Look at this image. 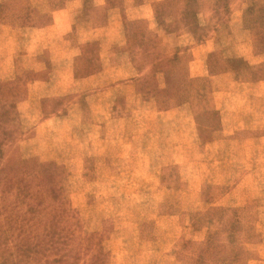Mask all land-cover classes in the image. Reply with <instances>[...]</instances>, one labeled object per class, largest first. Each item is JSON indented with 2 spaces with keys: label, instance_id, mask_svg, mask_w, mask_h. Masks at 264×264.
Segmentation results:
<instances>
[{
  "label": "rangeland",
  "instance_id": "obj_1",
  "mask_svg": "<svg viewBox=\"0 0 264 264\" xmlns=\"http://www.w3.org/2000/svg\"><path fill=\"white\" fill-rule=\"evenodd\" d=\"M67 1L0 0V264H264V0Z\"/></svg>",
  "mask_w": 264,
  "mask_h": 264
},
{
  "label": "crops",
  "instance_id": "obj_2",
  "mask_svg": "<svg viewBox=\"0 0 264 264\" xmlns=\"http://www.w3.org/2000/svg\"><path fill=\"white\" fill-rule=\"evenodd\" d=\"M74 3L77 2V6H79L80 2L79 0H73ZM71 1L68 0L67 1V5H65L62 8H59L55 11H53V13H57V16H54L51 20V22L44 24L45 26H31V29L35 30V31H51V29L55 30V29H60L61 32L66 33V32H71V31H75L76 34L78 35V42L77 44H74L73 46H63V48H61L64 52V56H66L67 51H72V54H81L84 53L86 51L85 47L91 46L93 44H95V42H98L101 45V41L103 40L104 35L102 33H99L103 28H99L98 25H94L93 27L88 26V25H75L74 22H71L69 20V11L71 10V6L68 5L70 4ZM76 6V5H75ZM74 8V7H73ZM7 23V22H6ZM83 23V22H82ZM6 25H9L8 23ZM29 25H37L34 23H30ZM118 27V25H117ZM116 29V28H115ZM50 35V33H48ZM115 44V43H112ZM117 44H121L118 43ZM69 45V44H68ZM123 52H118V51H114V50H109V54L110 55H120ZM124 55V54H121ZM74 56V55H73ZM126 61V60H125ZM125 61H122L120 63V65H125ZM114 66L111 67V69L109 70H100L99 72H96L94 74L91 73H86L82 76H79L78 78H76L77 82H83V83H88L91 82L92 78H96L98 76H100L101 79L103 78H107V77H114L111 80V85L110 88L112 89H116L118 87L123 86L124 84H127L128 79L127 77H125V80H122V75H121V67L119 66L118 70L119 72L117 73H113L112 71L115 69ZM117 74H120V76L118 77ZM110 82V81H109Z\"/></svg>",
  "mask_w": 264,
  "mask_h": 264
}]
</instances>
